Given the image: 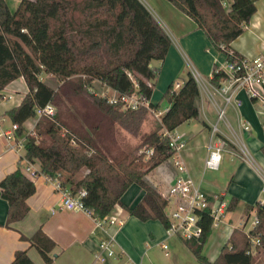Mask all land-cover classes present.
<instances>
[{
    "label": "trees",
    "instance_id": "1",
    "mask_svg": "<svg viewBox=\"0 0 264 264\" xmlns=\"http://www.w3.org/2000/svg\"><path fill=\"white\" fill-rule=\"evenodd\" d=\"M165 1L190 18L226 60L241 58L228 50L256 13L253 0ZM81 2L91 13L83 21L89 23L87 28L90 31L82 32L76 51L80 52L78 56L85 58L92 54L94 57L80 64L86 67L84 73L76 74L71 64L68 66L67 57H62L65 54L61 47L62 35L48 31L49 20L60 8L58 0H21L14 13L6 0H0V93L20 78L27 87L20 105L8 111L6 116L17 126L16 136L22 137L24 123L35 118L37 109L51 105L55 114L41 117L25 138L24 159L37 163L42 175L57 178L71 193L84 190L83 205L97 218H104L119 205L140 222L158 221L165 228L168 226L167 199L146 181V176L174 155L164 131L174 132L184 123L198 119V85L189 72L178 90L171 83L162 97L169 108L157 128L143 136L134 149L121 148L119 130L137 135L149 112L144 108L123 110L120 103L108 104L106 98L97 93L95 84L119 95L135 94L145 99L150 108L159 109V104L150 102L158 76V70L150 64L164 61L170 40L139 0ZM100 9L106 10L99 13ZM103 15L112 17L113 28L106 21L99 20ZM96 26L101 29L99 33L105 34L99 40V33L96 35L93 31ZM107 35L113 40L114 53L110 55L109 69L102 71L100 63L103 58L99 52L103 49V41H110ZM87 42H90L88 47ZM84 43L86 49L82 48ZM60 62L67 66L65 70L57 68ZM74 62L77 64V58ZM42 74L56 75L57 89L47 85ZM224 78L225 75L214 67L209 82L218 87ZM60 110L67 111V114H61ZM142 148L152 150V155L147 158L137 155ZM133 184L144 191V196L136 206L129 208L121 199ZM34 193V183L20 168L0 181V195L8 206L6 227L28 215L27 200ZM210 201L215 202V199L210 198ZM237 204L238 200L232 198L227 210L233 211ZM248 210L255 211L256 226L248 234H240L239 239L233 236L222 246L213 262L203 253L212 219L207 213L201 215L200 236L182 240L198 264H254L255 256L264 253V207L257 203ZM252 238L260 243L254 247L255 255L247 253ZM20 239L36 249L45 264L53 262L51 254L56 245L41 229L30 238L20 236ZM10 264L34 263L24 250L16 252Z\"/></svg>",
    "mask_w": 264,
    "mask_h": 264
},
{
    "label": "crops",
    "instance_id": "2",
    "mask_svg": "<svg viewBox=\"0 0 264 264\" xmlns=\"http://www.w3.org/2000/svg\"><path fill=\"white\" fill-rule=\"evenodd\" d=\"M149 1L160 15L159 17L156 14L158 20L161 18L166 25L160 19L161 25L151 14L152 17L170 40L164 61L159 62L157 66H152V62L150 64L158 70L150 102L159 104L162 109L158 110L164 112L169 108L168 103L162 101L163 94L171 83L175 86V79L181 78L185 73L184 67L188 68L187 73L192 76L193 73H199L205 77L207 87L200 90L196 82L199 89L196 103L199 116L194 121L197 124L193 125L189 121L174 131L185 142V147L168 160L172 161L170 165L161 170L167 161L148 174L146 181L166 196L168 188L178 177V172L173 166V160L176 158L204 193L212 199H222L220 202L226 205L225 215L217 227H212L203 249L207 259L213 262L222 246L237 235L236 232L245 235L253 228L255 211H249L248 208L264 202V112L246 94L239 93L237 98L240 106L231 105L225 108L224 128L219 130L216 126L217 107L223 106V100L213 90L209 81L214 67H221L226 62L225 55L210 44L205 34L190 18L170 3L165 0ZM253 1L256 13L243 34L231 43L228 50L245 59L263 55L264 0ZM143 6L146 8L144 4ZM26 93L27 87L22 78L9 84L0 93V127L3 130H9L12 124L6 113L18 107ZM26 123L24 129L28 133L31 128L34 129L37 119L34 118V123L28 127L25 126ZM214 126L217 127V132L212 137ZM243 126H248L249 131L243 130ZM217 140L222 143L224 149L222 162L217 171L206 170L208 146L217 143ZM33 166L39 170L37 163ZM24 167L23 150H11L7 140L0 137V181L17 168L22 170ZM26 177L34 183L35 193L27 200L30 211L22 221L6 227L8 206L0 195V264H10L14 254L24 250L34 264H45L36 249L20 239V236L30 238L38 229L56 245L51 254V264H100L94 261L93 254L100 241L113 235L116 251L120 253L121 258L109 260L105 264H198L181 239L166 237L160 222L142 223L116 205L122 211L120 218L124 221L123 227L118 231L107 226L96 229L93 220L86 215L58 209L60 195L44 175H38L36 178ZM143 196L144 191L133 184L122 196L121 201L125 206L133 208ZM232 198L238 200V204L233 211H228ZM252 215L255 218L248 226ZM161 244L168 246L167 256L161 249Z\"/></svg>",
    "mask_w": 264,
    "mask_h": 264
},
{
    "label": "built area",
    "instance_id": "3",
    "mask_svg": "<svg viewBox=\"0 0 264 264\" xmlns=\"http://www.w3.org/2000/svg\"><path fill=\"white\" fill-rule=\"evenodd\" d=\"M263 55L253 59L245 58H231L226 60L223 66L217 67V72H222L225 78L220 82L218 87H213V90L223 100V106L217 107V121L223 122L225 120V108L227 106H240L238 94L244 93L255 104L264 110V44L262 46ZM198 74L193 73V78L197 83ZM181 85L175 84L174 89L178 90ZM105 87V86H104ZM107 88V87H106ZM109 89V88H108ZM111 94H103L108 104L120 103L123 110L135 111L139 108L146 109L154 118L161 122L164 111L150 108L149 103L133 94L131 96L119 95L115 91L109 89ZM37 121L41 117H51L55 114V109L51 105H47L43 109H37L35 113ZM243 130L249 131L248 126H243ZM17 126L11 124L9 130H3L0 127V137L7 140L9 148L15 151H22L24 149V141L27 135L31 134L33 128L28 133H24L22 137L16 135ZM217 127L212 129V137L215 136ZM163 135L169 139V146L174 152L173 157L179 153L184 147L185 142L174 132L164 131ZM264 145V142H263ZM152 150L139 151V155H144L146 158L151 156ZM224 149L222 143L217 140V143L208 146V157L205 161V169L210 171H217L223 159ZM173 166L178 172V177L175 182L168 188L166 196L169 209L167 215L168 226L165 227V235L167 238H179L181 240H189L197 238L201 234L199 222L201 215L207 213L212 219V227H217L225 215L226 205L224 202L216 200L210 201V196L204 193L201 188L196 185L188 176L183 164L178 160H173ZM26 176L36 178L42 175L40 171L36 170L32 163L25 160V167L21 170ZM53 189L59 193L60 201L58 204L59 210H64L73 213H82L91 218L96 229H103L104 227L115 228L117 231L123 227L124 221L120 218L121 209L115 207L110 214L104 218H97L93 212L83 205L82 198L85 196V191L80 190L77 194L71 193L67 188H64L57 178L44 176ZM264 190V189H263ZM212 199V198H211ZM264 202L261 203L263 205ZM257 221L253 223V228ZM252 228V229H253ZM251 229V230H252ZM250 231V230H249ZM248 231V232H249ZM248 232L246 234H248ZM116 233V232H115ZM251 248L248 250L249 255H255L254 247L260 245L258 239H250ZM161 249L165 255H168V246L161 244ZM94 261L100 264H105L109 260H117L120 253L116 251L114 235L99 242L96 252L93 254ZM124 264H134L132 262H125Z\"/></svg>",
    "mask_w": 264,
    "mask_h": 264
},
{
    "label": "rangeland",
    "instance_id": "4",
    "mask_svg": "<svg viewBox=\"0 0 264 264\" xmlns=\"http://www.w3.org/2000/svg\"><path fill=\"white\" fill-rule=\"evenodd\" d=\"M59 1V11L57 13V15L53 18L50 19L48 22V31L50 32H55V33H60L62 35V46L65 54H62L63 58L67 57V64L68 66L71 64V66L73 67L74 71L73 73H84V71L86 70L84 67V65H80L81 63H84V60L90 59L91 57H94L92 54L91 55H87V57H81L80 55L78 56L77 53L78 51H76L77 46H79V37L81 36L82 32L84 30H88L90 31V29H88V24L89 23H85L83 21L87 20V17L89 16L90 11L86 10L85 8V4H83V2H81L82 0H58ZM142 1V3L146 6V8L149 10V12L155 16V18H157V15H159L154 6L150 3L149 0H140ZM9 9L12 13H14L18 7L19 2L16 0H6ZM106 9H100L98 12L101 13L103 11H105ZM157 14V15H156ZM160 17V15H159ZM161 19V18H160ZM160 19L157 20L160 22V24L162 25ZM100 21H106V23H109L110 26H114V21L112 19L111 16H107V15H103L100 19ZM162 20V19H161ZM163 21V20H162ZM163 23L166 25V23L163 21ZM90 28V26H89ZM164 28V27H163ZM94 34H98L101 29L100 27L96 26V29L93 30ZM105 31V30H104ZM110 31H114V30H110ZM103 35V36H102ZM101 37H105L104 33H99L97 36V39L99 40V38L101 39ZM107 37H109V35H107ZM115 38H117L115 36ZM124 38V34L122 37H120V41H122ZM110 41H103V49L99 52L101 58H103L102 63H100L102 65L101 69L102 71H105L106 69H109V61L110 59H112V57H110V55L112 53H114V46H113V40L110 39ZM89 41V39L87 40ZM96 41V40H94ZM90 45V42H87V47ZM82 48L86 49V44H82ZM81 49V47H80ZM62 51V50H61ZM111 51V52H110ZM116 51V50H115ZM77 58V64H75L76 62H74ZM184 62V61H183ZM159 64L158 61H153L152 62V66H157ZM83 66V67H82ZM57 68L59 70H65L67 68V66H65L64 64H62L60 62V66H57ZM159 68V67H157ZM187 70L188 68L184 67V71L185 73L181 76V78H177L175 79V84H182L183 80L186 78L187 76ZM95 71L93 70L92 73H94ZM198 74V85L200 90H203V88L207 87V79L205 77H203L201 74ZM42 80L47 83V85H49L50 87H52L53 89H57L58 87V78L56 75L53 74H42L41 75ZM96 86V90L97 93L100 95L103 94H111V91L99 84H95ZM161 95L158 98V101L160 99ZM157 101V102H158ZM259 108V106H258ZM162 109V108H159ZM260 110H262L261 108H259ZM61 114L66 115L67 111L65 110H60L59 111ZM262 112H264V110H262ZM34 123V118L30 119L27 123H26V127H28V125ZM191 123L193 125L197 124L196 121H191ZM160 124V122L154 118L150 113L149 116L147 117L146 121L144 122V124L140 127L139 132L137 135H132L130 133H128L127 131L121 129L119 130V146L123 149H129L132 150L135 147H137L140 143L141 140L143 138V136L147 135L150 131L154 130L155 128H157V126ZM216 126L218 127L219 130L223 129V122L221 121H217ZM182 130V129H181ZM144 149L142 148L141 150H138L137 155H139V151H143ZM171 160V159H170ZM172 162V161H171ZM170 161H168V163H166L163 167H161V170L164 169L165 166H168L171 164ZM84 172H82L83 175ZM216 199V198H215ZM218 200V199H216ZM166 213H169V209H166ZM255 216L252 215L250 217L249 220V224L248 226L251 225V222L254 220ZM236 238L239 239L240 234H238V232H236ZM207 248V247H206ZM206 248H205V252H206ZM254 264H264V253L256 255L254 258Z\"/></svg>",
    "mask_w": 264,
    "mask_h": 264
},
{
    "label": "water",
    "instance_id": "5",
    "mask_svg": "<svg viewBox=\"0 0 264 264\" xmlns=\"http://www.w3.org/2000/svg\"><path fill=\"white\" fill-rule=\"evenodd\" d=\"M16 1L20 2L21 0H16ZM263 207H264V204H263Z\"/></svg>",
    "mask_w": 264,
    "mask_h": 264
}]
</instances>
